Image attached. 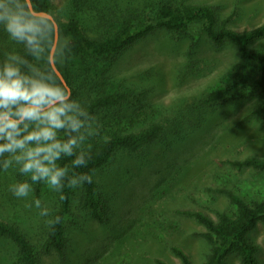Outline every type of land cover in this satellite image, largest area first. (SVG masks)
<instances>
[{"label": "rangeland", "instance_id": "1", "mask_svg": "<svg viewBox=\"0 0 264 264\" xmlns=\"http://www.w3.org/2000/svg\"><path fill=\"white\" fill-rule=\"evenodd\" d=\"M187 1L212 4L221 17L235 11L228 24L239 31L264 22V0ZM52 2L61 18L69 15V0ZM256 47H264V39ZM237 59L235 47L216 46L194 25L181 36L159 29L108 66L91 72L80 68L76 76L81 90L92 96L96 86L108 77L127 79L128 85L146 83L152 91L144 103L154 104L163 112H176L228 82ZM257 105L254 97L217 105L205 114L202 125L187 130L184 136L169 134L138 154L119 150L94 175L107 205L106 221L99 223L87 216L80 207L81 188H76L66 219L69 241L64 257L43 254L41 264H156V258L181 264L171 251L172 244L184 247L193 264H201L209 250L199 236L204 227L175 211L198 208L215 215L216 210L228 208L227 198L213 192L216 187L238 192L246 188L247 199L264 193V173L236 171L225 162L249 154L264 156V113L251 114ZM123 111L130 114L131 108ZM198 111L200 108L188 116L192 125L197 122ZM102 114L94 116L96 121ZM25 180L31 183L14 168L0 170V215L16 222L39 248L46 236V220L56 205V191L45 183H35L27 198H17L9 186ZM35 199L50 209V216L39 214ZM252 238L264 264V223L252 232ZM15 256L16 247L0 238V264H16ZM231 263L241 264L236 258Z\"/></svg>", "mask_w": 264, "mask_h": 264}, {"label": "trees", "instance_id": "2", "mask_svg": "<svg viewBox=\"0 0 264 264\" xmlns=\"http://www.w3.org/2000/svg\"><path fill=\"white\" fill-rule=\"evenodd\" d=\"M33 3L42 10L51 11L56 16L59 35L70 37L71 47L65 62L57 67L72 92V98L79 100L92 116L98 112L105 114L96 121L95 133L84 143L89 153L87 165L74 169L92 177V183L80 187V207L89 218L99 223L106 221L108 210L94 175L119 150L138 154L167 139L169 134L184 136L187 130L202 125L205 114L217 105L254 97L258 105L251 114L264 113V47H256V43L264 39V22L239 31L228 24L235 11L221 17L214 5L187 0H69V15L64 18L54 9L52 0H33ZM194 25H198L216 46L229 44L235 47L238 59L230 80L189 104L188 110L179 108L176 112H163L154 104L144 103L152 87L146 83L129 82L128 85L127 79L105 78L96 86L94 96L81 90L77 69L91 72L108 66L122 52L159 29L181 36L187 35ZM9 52L26 55L23 45L12 41L0 27V62ZM58 79L61 81L59 76ZM196 105L200 111L197 112V122L192 125L188 116L191 118V113L199 109ZM127 108H131L130 114L123 111ZM60 135L63 137V133ZM74 158L63 157L58 163L72 169ZM225 162L236 171L249 169L264 173V156L258 154L229 158ZM212 190L227 198L228 208L216 210L215 215L198 208L175 211L204 227L199 236L209 245V250L201 264H232V258L241 264H263L252 232L264 223V193L247 199L246 188H240L239 192L226 187ZM75 191L76 188H69L66 182L61 191H56V205L49 219L59 216L61 220L55 225L48 224L39 248L16 222L0 215V238L16 247V264H41L43 254L56 253L64 257L69 241L66 219ZM170 248L181 264H193L184 247L172 244ZM155 261L156 264H173L162 258Z\"/></svg>", "mask_w": 264, "mask_h": 264}, {"label": "clouds", "instance_id": "3", "mask_svg": "<svg viewBox=\"0 0 264 264\" xmlns=\"http://www.w3.org/2000/svg\"><path fill=\"white\" fill-rule=\"evenodd\" d=\"M0 27L26 53L9 52L0 62V169L14 168L31 181L13 183L9 191L27 198L35 183H45L53 191H61L65 182L73 189L92 183L89 174L74 169L87 165L84 143L95 133L96 118L57 76V65L65 62L70 50V37H61L56 16L33 0H0ZM63 157H75L72 169L58 163ZM34 206L41 216H50L41 200L35 199ZM60 220L56 216L46 223Z\"/></svg>", "mask_w": 264, "mask_h": 264}, {"label": "water", "instance_id": "4", "mask_svg": "<svg viewBox=\"0 0 264 264\" xmlns=\"http://www.w3.org/2000/svg\"><path fill=\"white\" fill-rule=\"evenodd\" d=\"M57 75L59 76V78L61 79V81H62L64 84H66V81H65L63 75L61 74V72L59 71V69H58V73H57Z\"/></svg>", "mask_w": 264, "mask_h": 264}]
</instances>
